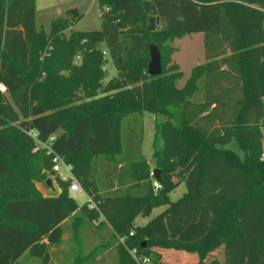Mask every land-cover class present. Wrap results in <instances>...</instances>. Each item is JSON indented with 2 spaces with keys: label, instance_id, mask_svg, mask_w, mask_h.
Wrapping results in <instances>:
<instances>
[{
  "label": "trees",
  "instance_id": "obj_1",
  "mask_svg": "<svg viewBox=\"0 0 264 264\" xmlns=\"http://www.w3.org/2000/svg\"><path fill=\"white\" fill-rule=\"evenodd\" d=\"M151 1L155 31L144 0H98L101 29L67 35L81 16L53 19L46 34L36 0H0V264L27 255L49 264L65 220L76 238L85 215L111 225L118 264H139L133 248L150 264H182V252L187 264H264V1ZM193 32L205 34L206 61L180 85L173 42ZM152 42L160 75L148 73ZM108 56L117 74L106 81ZM145 111L166 117L156 123L158 189L142 140L124 142L125 118ZM38 141L65 158L97 207L59 177L58 194L34 189L53 167L47 147L32 152ZM176 176L187 191L171 202ZM157 205L166 208L135 230Z\"/></svg>",
  "mask_w": 264,
  "mask_h": 264
},
{
  "label": "rangeland",
  "instance_id": "obj_2",
  "mask_svg": "<svg viewBox=\"0 0 264 264\" xmlns=\"http://www.w3.org/2000/svg\"><path fill=\"white\" fill-rule=\"evenodd\" d=\"M36 1L38 12L36 16L35 26L37 30H44L46 34L50 32L52 20L59 17L69 18L71 22H73L77 19L78 16H81V19L72 24V26L66 31L67 35H69L73 30L95 31L100 30L102 27L98 0ZM249 1L256 3L264 0ZM48 5L52 6L49 7ZM160 26L161 25H159V27ZM189 36L190 35H187L181 40H184V42H186L185 38H188ZM178 46L179 48H183V46L181 45ZM107 58L108 61L106 62L105 68L108 71V77L106 78V81L117 74V69L113 63L112 58L110 56H108ZM79 61L80 59L77 58V62ZM183 70L185 71V73L188 71L186 67H183ZM164 119L165 116L162 114H155L149 111H145L144 115L139 113L129 115L125 118L123 123V136L125 145L127 146L131 141L133 142V136H135V139L140 138L142 140V150L144 156L152 165H155L154 151L155 141L157 139L156 123L162 122ZM230 146L233 147L241 156H243L244 153L238 145L232 143ZM44 150L45 147L39 145L37 142L32 148V152H43ZM153 170L154 168L152 169V167L150 166L151 176H154L152 174ZM137 172L141 174V171L138 170ZM48 177L52 178L54 189L47 186L45 179L40 178H34L32 184L34 189L40 192L42 195L58 194L62 189L59 186L58 174L54 172L51 167L48 168L45 175L46 179ZM74 177L80 182V180L75 175ZM174 178L176 184L168 191V199L171 202L179 199L187 191L185 180L182 177L178 178V176ZM160 187V184L158 187L155 185V188L157 189ZM4 191H6V189L0 187V197L4 195ZM71 195L74 196L80 204L89 201V196L85 191ZM165 208L166 205H157L153 207L150 214L145 216L138 215L134 220V229L138 230L139 228L143 227L146 223H148L150 219L164 211ZM77 215H82V211H78ZM78 218V221L81 224L78 237L75 238L74 231L71 225L73 218H70L69 221L65 223V238L63 239L62 243L59 246L50 247V252L53 256L51 264H76V261H78L77 264H118L117 245L108 246V244L103 243L94 237V232L97 231V229H94V227L99 228L103 225V222H106V220H104V218L89 219V217L86 215L85 217L82 216ZM117 243L118 242L115 241L114 244ZM21 264H42V261L39 258L27 255L25 259H23Z\"/></svg>",
  "mask_w": 264,
  "mask_h": 264
},
{
  "label": "crops",
  "instance_id": "obj_3",
  "mask_svg": "<svg viewBox=\"0 0 264 264\" xmlns=\"http://www.w3.org/2000/svg\"><path fill=\"white\" fill-rule=\"evenodd\" d=\"M48 6L51 7L52 5H48ZM37 12H38V6L36 5V16H37ZM187 35H190V36L188 38H185L186 42H184V40L182 41L181 39H183ZM187 35H185L181 38H177L173 42L176 49L174 50V52L172 54V60H173V62H176L179 64L181 70L184 73V77L180 81V85H182L184 83L185 78L190 76L191 71L195 65L203 63L206 61L205 34L203 32H193V33H190ZM178 45L183 46V48H179ZM183 67L187 68L188 71L186 73L183 70ZM144 113L145 112H143V115H144ZM148 163H149V161H148ZM149 164L152 167V169L156 167V163H155V165H152L151 163H149ZM69 219L65 220V222L63 223L64 227H65V223L67 221H69ZM94 229H97V231L94 232V235H95L94 237L103 243L108 242L112 236V227H111V225H109L107 223L103 224L99 228L94 227ZM64 238H65V232H64L63 239ZM25 257L26 256H24L22 258V261H23V259H25ZM52 259H53V256L51 254V262H52ZM63 259H64V257H63ZM188 261H189V254H187L186 252H182L180 263L187 264ZM191 261H194V259H191ZM51 262L49 264H51Z\"/></svg>",
  "mask_w": 264,
  "mask_h": 264
},
{
  "label": "built area",
  "instance_id": "obj_4",
  "mask_svg": "<svg viewBox=\"0 0 264 264\" xmlns=\"http://www.w3.org/2000/svg\"><path fill=\"white\" fill-rule=\"evenodd\" d=\"M106 53V51H104ZM0 90L4 93L7 92V88L3 83H0ZM35 136V134H34ZM38 144L44 147L48 148V153L52 154V163H53V171L58 174V177L61 178L63 181L70 182L69 186V192L71 194L79 193L84 191L83 188L81 187L79 181L74 177L73 171H72V166L66 162L65 158L62 155H59L57 153L52 152L51 148L49 145L46 143L38 141ZM154 175V172H152ZM155 185L158 187L159 182L158 180L155 181ZM89 205L91 208L97 207L96 203L93 201L91 197H89ZM134 232L131 231L130 235H133ZM126 236H120L119 240L120 242L124 243L125 242ZM132 256L134 259L139 263V264H150V259L147 257H140L137 253V249L133 248L130 250Z\"/></svg>",
  "mask_w": 264,
  "mask_h": 264
},
{
  "label": "water",
  "instance_id": "obj_5",
  "mask_svg": "<svg viewBox=\"0 0 264 264\" xmlns=\"http://www.w3.org/2000/svg\"><path fill=\"white\" fill-rule=\"evenodd\" d=\"M144 8L149 12V23L148 30L155 31L160 19L158 17V10L155 3L151 0H144ZM163 72V63H162V53L156 43L152 42L150 45V61L148 64V73L150 75H160ZM154 175L158 181H161V169L156 167L153 170ZM44 176V175H43ZM48 187L54 189L53 180L51 177H48L45 180ZM146 242H144L145 244Z\"/></svg>",
  "mask_w": 264,
  "mask_h": 264
}]
</instances>
